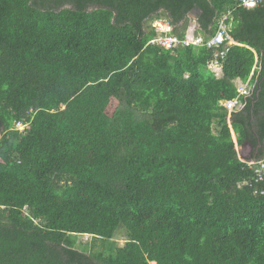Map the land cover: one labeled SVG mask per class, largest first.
<instances>
[{"label":"trees","instance_id":"obj_1","mask_svg":"<svg viewBox=\"0 0 264 264\" xmlns=\"http://www.w3.org/2000/svg\"><path fill=\"white\" fill-rule=\"evenodd\" d=\"M233 6L0 0V264H264V4L233 11L235 45L151 44L155 20L214 36Z\"/></svg>","mask_w":264,"mask_h":264},{"label":"built area","instance_id":"obj_2","mask_svg":"<svg viewBox=\"0 0 264 264\" xmlns=\"http://www.w3.org/2000/svg\"><path fill=\"white\" fill-rule=\"evenodd\" d=\"M264 4V0H234L233 9L227 10L226 13L223 14L221 21L219 23V28L214 36L196 34V31L186 32L185 38L180 39L178 36L174 34V27L167 20H155L152 22V27L155 32L158 33V37L151 41V44L159 45L160 47L166 50H174L179 47H188V46H196V47H206L207 49L217 50L221 46L227 43V45L233 42L230 31H231V21H232V13L235 9L238 8H247L253 9L259 5ZM220 54L215 56V59L210 62L209 69L217 76L218 70L222 69V63L220 61ZM249 85L250 82L246 84L239 83L235 85L238 90V97L233 100L222 102L223 107L229 112V114L241 112L246 108V99L251 96L249 94ZM244 99V100H243ZM19 130L23 128L26 130L27 126L23 124L18 125ZM250 167H254L259 165L260 168L256 170V174L258 175V180L264 179V160L257 161H246Z\"/></svg>","mask_w":264,"mask_h":264},{"label":"rangeland","instance_id":"obj_3","mask_svg":"<svg viewBox=\"0 0 264 264\" xmlns=\"http://www.w3.org/2000/svg\"><path fill=\"white\" fill-rule=\"evenodd\" d=\"M66 7H69V6H66ZM195 16H196L195 14L190 15V17H191L190 19L191 20L189 22L188 32H191V31L195 32L196 29L198 28L197 23L195 22V18H196ZM253 89H254V86L251 85V83H250V85H249V94L252 95ZM20 129L23 130V128H20ZM214 130H215V132L217 131L215 126H214ZM0 137H1V133H0ZM234 138H236V136ZM263 147H264V143H263ZM252 150H253L252 146L247 145V144L244 145V146H238L239 156L245 161L248 160L247 157L248 158L251 157L250 155L252 153ZM126 238L127 237H126V233H125L124 229L120 230V232L118 233V235L116 237L117 241L120 242L121 244L125 243ZM78 240H79V242H78L77 249L81 250L85 246H88V245L90 246L92 238L90 236H79Z\"/></svg>","mask_w":264,"mask_h":264},{"label":"crops","instance_id":"obj_4","mask_svg":"<svg viewBox=\"0 0 264 264\" xmlns=\"http://www.w3.org/2000/svg\"><path fill=\"white\" fill-rule=\"evenodd\" d=\"M236 43L233 41L231 44H229V46L230 45H235ZM217 77L218 78H222L223 77V71H222V69L221 70H218V74H217ZM248 82H250V81H248ZM248 82H243L242 80H240V79H237V80H235L234 81V84L235 85H238L239 83H244V84H247ZM251 83V82H250ZM229 123L231 124V122L229 121ZM232 133H233V138L236 136V138H234V140H235V142L237 143V135L235 134V132H234V130H232ZM246 145V144H245ZM247 145H250L249 143H247ZM244 146V145H243ZM251 146V145H250ZM253 148V147H252ZM257 148H260V145H258V147ZM237 151H238V145H237ZM253 153H255V150H254V148H253V150H252V153H251V155L250 156H252V154ZM256 153H257V149H256ZM241 158V157H240ZM251 157H247V159L249 160ZM242 159V158H241Z\"/></svg>","mask_w":264,"mask_h":264},{"label":"clouds","instance_id":"obj_5","mask_svg":"<svg viewBox=\"0 0 264 264\" xmlns=\"http://www.w3.org/2000/svg\"><path fill=\"white\" fill-rule=\"evenodd\" d=\"M233 40V39H232Z\"/></svg>","mask_w":264,"mask_h":264}]
</instances>
